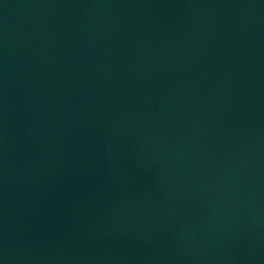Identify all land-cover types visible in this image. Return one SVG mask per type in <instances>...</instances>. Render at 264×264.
Instances as JSON below:
<instances>
[{"label":"water","instance_id":"1","mask_svg":"<svg viewBox=\"0 0 264 264\" xmlns=\"http://www.w3.org/2000/svg\"><path fill=\"white\" fill-rule=\"evenodd\" d=\"M0 264H264V0H0Z\"/></svg>","mask_w":264,"mask_h":264}]
</instances>
